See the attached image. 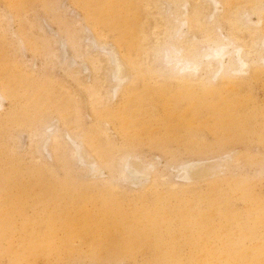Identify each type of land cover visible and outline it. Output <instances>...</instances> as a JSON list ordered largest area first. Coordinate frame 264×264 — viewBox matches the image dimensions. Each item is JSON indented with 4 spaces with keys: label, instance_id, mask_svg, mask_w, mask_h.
<instances>
[{
    "label": "rangeland",
    "instance_id": "374dc122",
    "mask_svg": "<svg viewBox=\"0 0 264 264\" xmlns=\"http://www.w3.org/2000/svg\"><path fill=\"white\" fill-rule=\"evenodd\" d=\"M184 1L188 11L202 7ZM156 2L171 8L165 0H0V264H264V74L219 90L218 75L185 86L148 75ZM248 4L231 7L241 14ZM84 24L120 62L124 51L135 62L123 68L135 91L127 104L109 95L108 65L90 58L102 50L88 46ZM214 29L231 35L226 23ZM46 126L58 138L44 144ZM67 134L100 173L75 161ZM126 155L153 162L149 175L121 178ZM187 161L199 174L183 185L174 175Z\"/></svg>",
    "mask_w": 264,
    "mask_h": 264
},
{
    "label": "bare ground",
    "instance_id": "6f19581e",
    "mask_svg": "<svg viewBox=\"0 0 264 264\" xmlns=\"http://www.w3.org/2000/svg\"><path fill=\"white\" fill-rule=\"evenodd\" d=\"M201 1L202 7L194 8L191 11L184 9V0H165V2L171 6L169 11H167L168 9H165V11L163 6L160 3L157 5L158 1L156 2V14L160 19L157 28H160L157 33H154V44L148 49L153 55V61H151V63L154 62V64L153 66L152 64L149 65L148 68L146 65L148 69L146 73L152 72L151 75L153 74V76L157 74L160 78L174 79L183 86L193 82L202 84L210 83L208 78L213 75H218L216 84L213 86L216 90H219L227 82H238V86H243L247 80L261 77L264 74V46L262 47L261 45V41L264 40V36L262 35L264 32V1L244 0L251 4V11L241 10L243 11L241 14H237L235 8L231 6L242 0H225V2H221L220 0ZM251 13H256V21L247 19ZM242 16L244 18H242ZM84 21L86 20L84 19ZM221 22L229 26L231 35L223 36L217 33L218 26L216 28L217 30H215L214 27L218 24L220 25ZM184 25L186 26V30L182 29ZM85 27L91 34L89 35L90 37L85 36V38H90L91 40L88 46L90 47L93 43L102 50L94 52L90 58H93L95 66L101 62V59L108 65L107 77H103V82L109 86V95L115 96V99L123 95L125 97L123 103L127 104L132 100L135 91L130 88L129 84L131 78H128V76L123 73V68L131 72L134 70L135 62L130 59L129 53H125L124 51V54H121V63L119 60L120 58L118 59L114 50H110L105 44L100 43V35L96 28H90L87 25H85ZM194 28L200 31L202 35L201 42L192 38L194 34H192V36L188 34L191 29ZM236 38L246 40V42H243V45L242 43L238 45L234 41ZM141 43L143 44L144 42ZM142 50V52H144V49ZM105 68L106 67H104V70ZM96 82L88 85V90L95 94L96 85L98 84H96ZM0 99L4 100V94L1 90ZM0 106L2 105L0 104ZM109 114L115 116V119L119 118L118 113L114 110L112 112L110 111ZM50 127L51 126H46L40 132L41 140L44 144L49 140L50 142L56 141L58 138L57 134H50V132L47 131ZM67 136L71 154L75 158V161L86 164L89 172L100 173L99 164L96 160H89L84 157V153L80 149L82 146L81 141L73 138L69 134H67ZM138 160H135L132 155L123 156L120 162V177L127 181L132 180L133 182L140 181L147 177L149 175V167H152L151 165L153 162H142ZM190 162L181 163L176 167L177 174L174 176L178 177L183 182V185L193 183L196 175L199 174V171H197L198 174L194 171V163L196 164V162ZM205 174L208 173L205 172ZM209 175H211V173H209ZM260 245L264 246V239ZM254 254L259 256L260 252L255 251ZM260 257H264V253H262Z\"/></svg>",
    "mask_w": 264,
    "mask_h": 264
}]
</instances>
